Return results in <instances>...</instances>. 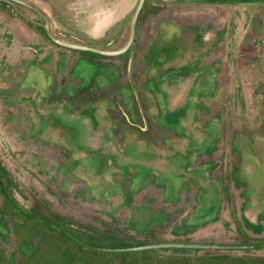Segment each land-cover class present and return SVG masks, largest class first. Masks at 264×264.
Segmentation results:
<instances>
[{"label":"rangeland","instance_id":"rangeland-1","mask_svg":"<svg viewBox=\"0 0 264 264\" xmlns=\"http://www.w3.org/2000/svg\"><path fill=\"white\" fill-rule=\"evenodd\" d=\"M145 2L127 54L103 59L58 47L31 26L36 38L23 45L28 41L21 33L18 40L19 51L28 48V56L0 60V264H264V247L83 249V244L264 245V0ZM17 7L43 22L33 10ZM133 14L118 40L113 38L120 29L110 41L93 43L84 36L71 41L114 42L118 50L130 37ZM70 17L65 11L68 24ZM188 76L196 78L194 94L174 86ZM34 100L41 111L81 108L84 123L95 118L119 148L142 145L174 156L195 146L199 156L184 164L195 174L185 176L183 165H172L165 171L171 177L159 179L160 192L161 183L174 186L162 195L172 206L152 191L118 187L120 195H113L116 169L110 165L100 172L101 159L90 148L75 152L61 130L70 125L57 112L55 122L36 112ZM153 139L161 147L152 148ZM199 168L206 171V185L217 190L206 188V200L196 193L193 204L185 195L180 204L175 190L200 184ZM98 187L104 195L95 193ZM243 213L253 218L251 226ZM212 222L223 228L211 230L206 225Z\"/></svg>","mask_w":264,"mask_h":264},{"label":"crops","instance_id":"crops-1","mask_svg":"<svg viewBox=\"0 0 264 264\" xmlns=\"http://www.w3.org/2000/svg\"><path fill=\"white\" fill-rule=\"evenodd\" d=\"M23 2L34 6L38 10H40L45 17L49 18L51 20V28L52 31L67 40L71 41V38L77 37V36H84L87 39V36L82 34L78 27L75 25V16L76 13L70 9V4L74 0H22ZM206 1V0H204ZM211 3V1H208ZM28 8V7H27ZM8 9V10H7ZM30 9V8H29ZM5 10V11H2ZM34 11V10H33ZM65 11H68L71 14V23L66 22L65 18ZM129 16H127L125 19H123L118 25H116L111 32L108 33V35L100 40H91L93 43H100L102 41H110V35L112 32L116 29H120L119 34L116 38H113V40H118V37L122 35L124 31V23L127 21ZM27 19L22 17L20 14L16 12L13 8H11L9 5H6L5 3L0 2V52H1V58L0 60H11L18 58L19 53L23 56H28L29 49L28 48H22L21 52L19 51L18 45H20L19 40V34L22 33L24 37H27L28 42H21V44L27 45L30 43L31 40H34L36 37L34 36V30H31V26H35L36 24H29ZM38 26V25H37ZM40 27V26H39ZM22 36V37H23ZM83 39V38H81ZM30 40V41H29ZM86 40V39H84ZM88 41V40H86ZM74 41H71L72 43ZM114 42H109L107 45V48H104L103 50H114V46H112ZM75 44V43H74ZM111 44V45H110ZM54 45V44H53ZM58 45V44H57ZM55 45V46H57ZM110 45V46H109ZM62 47V46H58ZM65 48V47H63ZM119 50V49H118ZM85 52V51H83ZM87 52V51H86ZM96 54V53H95ZM100 55V54H98ZM124 55V54H123ZM104 56V55H103ZM122 56V55H120ZM110 57V56H109ZM113 57H119V56H113ZM106 59V58H103ZM108 59V58H107ZM125 63L123 64V69H125ZM120 67V66H119ZM121 75L124 73V70L121 71ZM123 72V73H122ZM125 73L121 76L123 78ZM170 80H173V77H169ZM176 84L174 86L177 88L178 92L183 93H192L194 94V88L196 84V78L194 79V76H188L184 77L183 79L174 81ZM172 84V83H171ZM173 85H170V89L174 87ZM162 94L167 99V97L170 94V90L168 85L162 88ZM74 94V93H73ZM36 100V98H34ZM34 100V106L35 111L39 112L42 109H38L37 105H40V102L37 100ZM86 110V109H85ZM42 114L45 117H51L49 118L51 122H55L52 119V116L54 112L58 113L60 116L63 117V120L66 124L70 125L69 127H66L62 130V134L64 137V140L73 142L75 147V152H79L81 150L82 152V146H85V148L92 149V156H98L101 159L100 164V172L101 170L107 169L112 165L116 172L113 173V181H116L117 185H112L114 190L111 194H119L118 187H123L126 192H130V190L134 191L136 193H145L147 191L155 192L157 195H161L162 197V203L165 202L166 206H172L174 205V202H166L163 198V194L166 193L170 194V189H173L172 183L168 184L167 186L163 187L164 184L161 183V188L163 189L164 193L159 191L158 187V181L159 179L163 180L167 177H171L170 175L166 176L165 171H167L168 167L174 165L178 166L179 169L182 167V174L183 175H192L191 173L195 174L194 170H190L188 165L185 167L184 164H188L190 160H194L196 157L199 156V153H196L194 150L195 146L188 148L184 150L185 152L174 154V156H163L162 154H159L156 152V150L150 149L146 150L145 147L142 145L136 146L135 149L131 150L127 147L121 146V148L118 147V145L115 144V142L111 139L109 134V129L107 127H101L100 123L95 119L91 118L88 121L84 123V111L81 110V108L77 109V107H72L70 110L66 108H51L50 111H41ZM111 113V112H110ZM152 148L154 147H161V141H158L156 139H153L151 141ZM130 148V147H129ZM197 155H196V154ZM186 162V163H185ZM206 171L204 168H199L197 170L196 176L201 182L200 184L192 185L191 189L190 187L186 186L180 189H176L179 196H182V201L179 202L180 204L183 203V198L185 195H191L192 202L191 204L195 203V195L198 193L200 196H202L203 200H206L208 193L206 194V188L209 186L206 185L205 182V174ZM165 181V180H164ZM120 182V183H119ZM160 185V184H159ZM196 188H194V187ZM204 188V189H202ZM99 189L96 190L95 193L104 195L102 193V187H98ZM213 192L217 190L216 186L209 187ZM235 188V187H234ZM95 189V187H94ZM197 189V190H196ZM229 194L233 191V189H228ZM237 192V191H236ZM173 193V192H172ZM197 193V194H196ZM239 192H237L238 194ZM213 198L214 196H211V193H209L208 199ZM191 199V198H190ZM207 199V200H208ZM110 201V200H109ZM209 202V201H208ZM122 203V202H121ZM125 203V202H124ZM176 203V202H175ZM212 203V202H211ZM229 206L228 202L224 207ZM244 214V213H243ZM221 217V216H220ZM214 219L216 221L220 220ZM244 217L246 219V222L248 225L249 222L253 221L252 217H247L244 214ZM212 223H209V225H206L207 227H210ZM251 226V224L249 225Z\"/></svg>","mask_w":264,"mask_h":264},{"label":"water","instance_id":"water-1","mask_svg":"<svg viewBox=\"0 0 264 264\" xmlns=\"http://www.w3.org/2000/svg\"><path fill=\"white\" fill-rule=\"evenodd\" d=\"M10 4L18 14L28 21L42 27L48 37L56 44L80 51L92 52L104 56H120L125 54L132 46L135 35L137 21L146 0H74L70 4V9L76 13L75 25L80 32L91 40H100L105 38L112 29L118 25L123 19L134 12L131 20L130 37L124 47L119 50H103L90 45H79L70 43L60 39L53 31L50 21L37 8L29 5L21 0H0ZM16 3L23 4L37 12L43 19V22L34 20L22 13ZM87 248L109 252H130L152 249H168V248H187V249H215V250H235V249H251L264 247V245L250 244H201V243H160L147 244L126 248H101L86 245Z\"/></svg>","mask_w":264,"mask_h":264},{"label":"trees","instance_id":"trees-1","mask_svg":"<svg viewBox=\"0 0 264 264\" xmlns=\"http://www.w3.org/2000/svg\"><path fill=\"white\" fill-rule=\"evenodd\" d=\"M146 2H145V4H144V6H143V8H142V10H141V12H140V15H139V18H138V21H137V32H136V36H137V34H138V24H139V22H140V19L143 17V14H144V11H145V8H146ZM133 17V16H132ZM29 24H31V25H33L32 23H30V22H28ZM37 28H40L41 30H43L44 31V33L46 34V32H45V30L42 28V27H39V26H37V25H35ZM57 35V34H56ZM46 36L48 37V35L46 34ZM60 39H62V40H64V41H67V42H71V41H69V40H67L66 38H64V37H62V36H59V35H57ZM48 39H49V41L50 42H52L54 45H57L56 43H54L49 37H48ZM73 43V42H72ZM75 44H77L76 42H74ZM136 43V37H135V40H134V43L133 44H135ZM79 45H89V44H86V43H84V42H82V43H78ZM57 46H59V45H57ZM90 46H94V47H97V48H100V49H104V48H107L108 46L107 45H102V46H100V45H90ZM122 48V47H121ZM120 48V49H121ZM130 51V50H129ZM83 52V51H82ZM83 53H88V54H93V55H97V56H99V57H102V58H109V56H103V55H98V54H95V53H92V52H83ZM128 53V52H127ZM126 53V54H127ZM1 180L2 179H0V183H1ZM240 188V190H241V188L243 189V187L242 186H240L239 187ZM241 193V192H240ZM236 194H237V192H236ZM238 195V194H237ZM208 228H211V230H220V228H223L221 225H218V224H216V225H212V226H210V227H208ZM207 228V229H208ZM207 229H206V231H205V229L204 230H202V231H199L200 233H205V232H207ZM83 249H86V250H91V251H96L95 249H90V248H83Z\"/></svg>","mask_w":264,"mask_h":264},{"label":"flooded vegetation","instance_id":"flooded-vegetation-1","mask_svg":"<svg viewBox=\"0 0 264 264\" xmlns=\"http://www.w3.org/2000/svg\"><path fill=\"white\" fill-rule=\"evenodd\" d=\"M0 2H2V1H0ZM2 3H5L6 5H9L11 8H13L10 4H8V3H6V2H2ZM145 4V3H144ZM16 5H23V4H19V3H16ZM23 6H26V5H23ZM144 6V5H143ZM26 7H28V6H26ZM29 8V7H28ZM143 8V7H142ZM14 9V8H13ZM31 9V8H30ZM15 10V9H14ZM32 10V9H31ZM35 12V11H34ZM37 13V12H36ZM38 14V13H37ZM39 15V14H38ZM40 16V15H39ZM41 17V16H40ZM42 18V17H41ZM43 20V19H42ZM130 28H131V26H130Z\"/></svg>","mask_w":264,"mask_h":264}]
</instances>
